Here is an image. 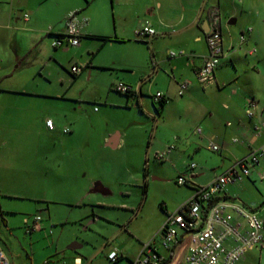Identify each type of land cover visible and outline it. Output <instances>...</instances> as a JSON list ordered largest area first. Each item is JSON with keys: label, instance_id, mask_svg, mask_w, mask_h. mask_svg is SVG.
<instances>
[{"label": "crops", "instance_id": "0c3cea01", "mask_svg": "<svg viewBox=\"0 0 264 264\" xmlns=\"http://www.w3.org/2000/svg\"><path fill=\"white\" fill-rule=\"evenodd\" d=\"M232 4L231 9H226L220 0H0V96H31L28 86L40 88L45 85L43 91L34 94L50 97L54 74L59 75L64 69L73 75V82L94 80L106 91L105 103L114 111L125 112L128 125H138V129L146 132L152 127V139L145 153L147 161H170L171 156L178 153L200 154L204 148L202 144L211 142L220 147L223 163H229L217 166L222 169L221 173L210 174L214 168L208 162H191L179 173L192 180L189 188L194 191L195 187L208 185L236 162L264 146L263 3L254 13L248 12L258 23L256 30L245 25L244 9H238L243 0H232ZM72 13L79 23L80 44L55 48L53 42L64 37ZM215 16H219L221 24L224 54L215 71L216 83L203 87L197 73L209 52L207 35ZM241 21L244 26L236 30L233 26ZM144 26L154 28L157 35L140 38L137 32ZM253 50L256 52L251 53ZM171 51H183L185 55L171 57ZM75 65L84 68L79 75L71 72ZM100 73L104 74L101 76ZM60 76L64 82L63 73ZM184 81L190 86L180 96V85ZM5 83L9 86H3ZM118 83L134 89L128 97L136 98L137 107L132 105L129 110L132 103L123 97L124 94L120 97L112 95L113 87ZM159 92L166 100L162 108L155 100ZM249 98L257 102L253 118L246 114ZM109 113L110 109H107L105 114ZM48 120L51 119L45 122L47 130L55 131V123L50 129ZM66 129L64 132L70 133L69 128ZM160 129L168 135L158 137ZM197 129L202 133H196ZM128 138L126 127L121 126L105 136V147L121 150L127 145ZM160 155L164 157L161 159ZM192 164L196 168L192 169ZM262 170L264 161L260 165L254 164L247 179L251 182L261 179ZM162 172V168H156V173ZM199 177L203 178L195 180ZM247 184L245 178L229 184L223 193L224 199L264 215V189L260 191L259 202L253 205L239 201V189H245ZM89 193L111 195L110 187L101 182H95ZM101 197L91 203L99 207L111 205ZM122 206L127 207L126 204ZM173 212L175 210L166 206V216L158 219L154 235ZM36 217L41 216L36 215L32 222L26 221L30 232L39 230L34 228ZM240 221L241 218L235 215L233 223ZM6 255L10 264H67L64 260H51L49 255L31 256L25 248L10 249ZM119 255L128 258L129 264L137 257ZM184 255L185 251H182L181 258ZM253 261L259 264L264 261V248L249 251L238 264H252ZM69 262L85 264L80 257L69 259ZM86 262L94 264L95 261Z\"/></svg>", "mask_w": 264, "mask_h": 264}, {"label": "rangeland", "instance_id": "374dc122", "mask_svg": "<svg viewBox=\"0 0 264 264\" xmlns=\"http://www.w3.org/2000/svg\"><path fill=\"white\" fill-rule=\"evenodd\" d=\"M220 1L226 9L233 6L232 0ZM260 3L264 15V0H243L238 8L244 9L245 25L255 30L258 23L248 12L257 11ZM243 26L241 21L233 27ZM72 76L66 69L55 73L50 97L34 94L45 85L28 86L31 96H0V244L6 254L10 249L25 248L31 256L49 255L51 260L67 264L75 257L85 264L86 260L129 264L128 259L110 262L108 255L116 251L138 256L143 244L158 235L153 232L158 219L166 216V206L176 211L192 197L189 185L178 184L185 165L208 162L213 175L222 172L218 165L229 163H223L224 155L210 151L208 144H202L200 154L178 153L170 161H147L152 127L146 132L138 125H128L125 112L114 111L105 103L102 85L89 79L73 82ZM113 90V96L123 95L115 87ZM123 97L132 103L127 109L137 107L136 98ZM48 118L55 123V131L47 130ZM121 126L129 134L127 145L118 151L105 147V136ZM66 128L70 133L64 132ZM165 133L160 129L157 135L166 137ZM156 168L164 173L159 175ZM244 178L249 185L239 189V201L253 205L261 199L264 181ZM95 182L109 186L111 195L90 194ZM97 197L111 205L94 206L91 202ZM36 215L43 219L41 228L30 232L26 221L32 222Z\"/></svg>", "mask_w": 264, "mask_h": 264}, {"label": "built area", "instance_id": "2783aa9c", "mask_svg": "<svg viewBox=\"0 0 264 264\" xmlns=\"http://www.w3.org/2000/svg\"><path fill=\"white\" fill-rule=\"evenodd\" d=\"M137 34L140 38L147 39L156 36L157 32L150 26H144ZM242 41H245L244 36ZM79 44V23L72 13L67 20L64 37L56 39L53 46L74 47ZM207 44L208 55L197 73L198 81L203 87L216 83L215 71L224 54L219 16H215L212 20ZM254 52L256 50L251 53ZM169 55L177 57L185 53L171 51ZM83 69V66L75 65L71 72L79 75ZM189 86V82H182L179 95L182 96ZM115 89L124 95L134 93V89L124 83H118ZM163 99H165L163 93L156 94L157 102L160 103ZM256 109L257 102L249 98L247 116L253 118ZM47 126L53 129V121L48 120ZM257 129L260 130L261 127ZM65 132L68 130L66 129ZM196 133L201 134L202 130L197 129ZM208 149L214 153L220 151V147L213 142L209 143ZM163 157L164 155H160L161 159ZM262 161H264V146L252 151L247 158L238 161L208 185L195 187L192 197L167 216L158 235L143 244L139 255L131 264H238L249 251L259 247L264 248V215H258L234 201L226 200L223 195L229 184L242 181L244 176H250V164L260 165ZM191 168H196V165L192 164ZM260 176L264 180V172ZM191 182L192 180L186 175H181L178 179L179 185H189ZM235 215L240 217L241 221L234 224ZM39 222L41 217H36L35 229H40ZM228 241L230 244H227ZM182 251H185V255L181 258ZM120 256L114 251L108 255V259L115 262ZM0 264H10L1 244Z\"/></svg>", "mask_w": 264, "mask_h": 264}, {"label": "trees", "instance_id": "16d2710c", "mask_svg": "<svg viewBox=\"0 0 264 264\" xmlns=\"http://www.w3.org/2000/svg\"><path fill=\"white\" fill-rule=\"evenodd\" d=\"M127 96H130V95H127ZM166 104V100L165 99H163V100H161L160 101V106H161V108L164 106ZM186 186H188V185H186ZM189 187V186H188ZM124 259H128V258H126V257H124L123 255H121L115 262H113V263H118V262H120L121 260H124ZM129 260V259H128Z\"/></svg>", "mask_w": 264, "mask_h": 264}]
</instances>
